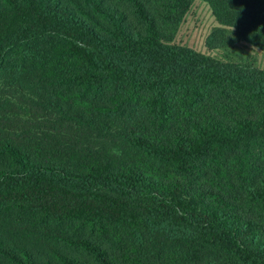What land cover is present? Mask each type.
Listing matches in <instances>:
<instances>
[{
  "label": "trees",
  "instance_id": "1",
  "mask_svg": "<svg viewBox=\"0 0 264 264\" xmlns=\"http://www.w3.org/2000/svg\"><path fill=\"white\" fill-rule=\"evenodd\" d=\"M195 1L0 0V264H264V70L175 44Z\"/></svg>",
  "mask_w": 264,
  "mask_h": 264
},
{
  "label": "rangeland",
  "instance_id": "2",
  "mask_svg": "<svg viewBox=\"0 0 264 264\" xmlns=\"http://www.w3.org/2000/svg\"><path fill=\"white\" fill-rule=\"evenodd\" d=\"M217 27L219 25L209 4L203 0H196L180 26L174 43L223 62L251 64L264 70V51L248 43L241 42L224 49L210 51L206 42Z\"/></svg>",
  "mask_w": 264,
  "mask_h": 264
}]
</instances>
